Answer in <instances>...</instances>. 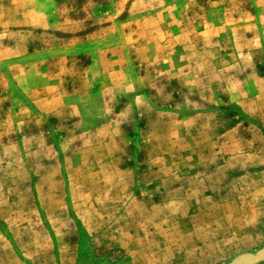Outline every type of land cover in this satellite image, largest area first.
<instances>
[{"label":"rangeland","instance_id":"374dc122","mask_svg":"<svg viewBox=\"0 0 264 264\" xmlns=\"http://www.w3.org/2000/svg\"><path fill=\"white\" fill-rule=\"evenodd\" d=\"M0 264H264V0H0Z\"/></svg>","mask_w":264,"mask_h":264}]
</instances>
